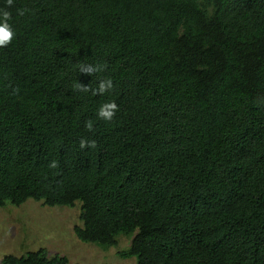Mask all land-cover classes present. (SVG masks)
<instances>
[{"label":"trees","instance_id":"1","mask_svg":"<svg viewBox=\"0 0 264 264\" xmlns=\"http://www.w3.org/2000/svg\"><path fill=\"white\" fill-rule=\"evenodd\" d=\"M7 10L0 208L80 202L75 237L108 249L124 235L120 255L137 264H264V0H13ZM107 78L104 95L74 90ZM106 102L119 108L111 121L97 116ZM82 138L97 146L81 149ZM2 264L69 259L39 249Z\"/></svg>","mask_w":264,"mask_h":264},{"label":"rangeland","instance_id":"2","mask_svg":"<svg viewBox=\"0 0 264 264\" xmlns=\"http://www.w3.org/2000/svg\"><path fill=\"white\" fill-rule=\"evenodd\" d=\"M80 204L50 207L28 200L20 206L0 208V264L5 255L22 256L39 249L49 256H66L69 264H137L136 258L120 255L130 245V238L124 235L118 237L117 246L108 249L75 237L73 227L81 223Z\"/></svg>","mask_w":264,"mask_h":264},{"label":"clouds","instance_id":"3","mask_svg":"<svg viewBox=\"0 0 264 264\" xmlns=\"http://www.w3.org/2000/svg\"><path fill=\"white\" fill-rule=\"evenodd\" d=\"M13 6V0H6V8L0 9V47H7L11 44L12 40L15 37V32L12 28V25L9 21L12 18L11 12L7 10V8H11ZM25 11L21 10L20 15H24ZM104 67L100 65H92V64H81L80 73H85L88 75H95L99 71H103ZM115 85L111 78L101 79L98 82V85L95 89L91 88V85L85 86L81 83H77L74 86V90L82 91V92H92L93 95H104L114 89ZM18 92V89L15 90ZM119 110L118 105L115 102H106L100 106L97 111V116L101 120L111 121L114 119L117 111ZM85 128L87 131L91 132L94 130V122L92 120L85 121ZM79 146L81 149L86 148H95L96 141L89 140L87 138H82L79 141ZM55 168L57 166L56 162L53 161L50 165Z\"/></svg>","mask_w":264,"mask_h":264}]
</instances>
